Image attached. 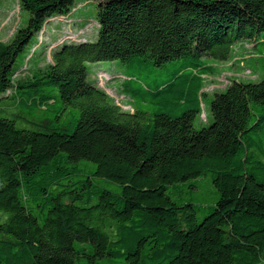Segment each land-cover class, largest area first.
Instances as JSON below:
<instances>
[{
    "label": "trees",
    "instance_id": "16d2710c",
    "mask_svg": "<svg viewBox=\"0 0 264 264\" xmlns=\"http://www.w3.org/2000/svg\"><path fill=\"white\" fill-rule=\"evenodd\" d=\"M75 1L17 0L27 23L0 41V99L12 89L17 104L48 110L60 101L59 112L78 111L62 129L49 121L20 128L0 117V264H76L80 257L84 264H264V109L252 107L264 106V76L230 80L209 101V124L193 126L212 73L205 58L227 61L240 42L264 46V0H93L94 41L61 37L50 62L16 74L32 37L67 18ZM181 57L186 73L159 86H175L178 114L169 102L163 112L122 110L87 81L88 62L118 59L142 69ZM127 77L120 93L131 97L130 82L140 78ZM62 153L94 163L93 174L120 191L114 197L100 188L84 201L82 186L56 188L47 206L32 203L45 211L40 223L20 189ZM208 171L219 197L198 220L192 203L177 204L166 191Z\"/></svg>",
    "mask_w": 264,
    "mask_h": 264
},
{
    "label": "rangeland",
    "instance_id": "374dc122",
    "mask_svg": "<svg viewBox=\"0 0 264 264\" xmlns=\"http://www.w3.org/2000/svg\"><path fill=\"white\" fill-rule=\"evenodd\" d=\"M96 6L97 3L93 0H76L74 8L67 18H54L46 23L44 25L45 32L34 35L24 51L18 55L15 66L20 70L18 69L16 74L50 62V51L60 42L61 37L76 38L78 35V38L83 36L86 40L94 41L97 30ZM28 18L29 13L19 9L17 0H0V41L10 40L16 29L26 25ZM34 46L35 48H32ZM259 47L264 56V46ZM233 52L235 60L226 62L227 66H222L220 62H213L216 74L206 78L204 83V106H201L200 115L196 116L193 121L195 129L207 126L211 121L208 104L214 92L222 91L231 78L253 81L260 74L261 66L254 60L256 52L250 43L241 42L235 45ZM185 63L186 57H181L166 61L160 66L145 63L146 66L140 69L123 64L118 59L88 62L86 63L87 81L97 84L122 110L130 111L132 106L148 112H163L170 108L166 105V102H169L174 107L172 112L178 114L180 112L178 108H181L182 105H178V100L174 97L177 92L171 90L175 89V86L162 89L159 86L169 82L173 75L181 71L186 73V70L183 69ZM127 76L140 78L137 80L139 82L135 80L130 82V87L136 91L131 97L120 93L121 83L128 78ZM139 85L148 90L139 89ZM12 93L13 90L10 89L6 96L0 99V117L14 118L16 126L20 128H35L36 125L49 121L56 128L62 129L71 126L77 119L78 111L75 108L65 107L59 112L62 107L60 101L50 104L48 110H42L39 106L34 108L17 104L11 97ZM252 107L257 113H261L264 109V106L261 105H252ZM94 168L95 164L87 160L69 162L62 153V156L43 166L37 174L30 178L29 184L27 183L24 188L20 189V195L29 210L38 217L40 223L45 211L41 212L39 208H33L32 203L42 201L47 206L46 201L55 193L56 188L64 189L72 183L74 186H82L81 193L84 196V201L88 199V196H92L91 199L94 198L93 195L100 188L111 191L114 197H117L120 191L119 186L111 181L96 177L93 174ZM63 171L73 174L63 177ZM213 175L212 171H208L198 179L170 185L166 192L177 204L192 203L196 208L198 220H201L211 211L219 197L212 182ZM24 196L27 197L26 200ZM5 218L6 213L0 210V222ZM77 245L79 243H76ZM86 260L85 257H80L76 264H84ZM120 262L118 260L112 264H121Z\"/></svg>",
    "mask_w": 264,
    "mask_h": 264
},
{
    "label": "crops",
    "instance_id": "0c3cea01",
    "mask_svg": "<svg viewBox=\"0 0 264 264\" xmlns=\"http://www.w3.org/2000/svg\"><path fill=\"white\" fill-rule=\"evenodd\" d=\"M241 43V42H240ZM248 43H250V42H248ZM237 44H239V43H237ZM237 44H235V45H237ZM234 45V46H235ZM250 45H251V47H252V49L256 52V57H255V61H256V63L257 64H259V66H261L263 63H264V56L261 54V52H260V50H259V46H260V44H252V43H250ZM234 46H233V48H232V51H231V55H230V58L227 60V61H216V60H212V59H207V58H205L206 60H205V64L206 65H208V66H210V68H211V71H212V73L211 74H209V75H207V76H205V79H204V83H205V81H206V78H208V77H211L213 74H216V71H215V67H214V63L213 62H220V63H222V66H227V63L226 62H230V61H234L235 60V58H234V52H233V49H234ZM210 62V63H209ZM225 63V64H224ZM260 74L257 76V78L255 79V80H257V79H259L260 77H262V76H264V71H263V69H262V67H260ZM232 79H235V80H240V79H237V78H231L230 80H232ZM255 80H253V81H255ZM241 81H243V80H241ZM225 88V87H224ZM223 88V89H224ZM203 89H204V86H203V88L201 89L202 91H203ZM205 118H207V116L205 115ZM206 120V119H205Z\"/></svg>",
    "mask_w": 264,
    "mask_h": 264
}]
</instances>
